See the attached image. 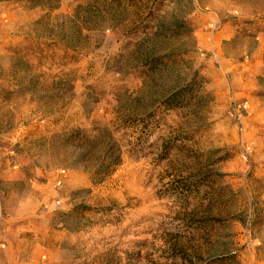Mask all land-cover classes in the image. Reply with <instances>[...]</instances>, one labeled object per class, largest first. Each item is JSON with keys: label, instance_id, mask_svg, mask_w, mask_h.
Wrapping results in <instances>:
<instances>
[{"label": "rangeland", "instance_id": "rangeland-1", "mask_svg": "<svg viewBox=\"0 0 264 264\" xmlns=\"http://www.w3.org/2000/svg\"><path fill=\"white\" fill-rule=\"evenodd\" d=\"M0 264H264V0H0Z\"/></svg>", "mask_w": 264, "mask_h": 264}]
</instances>
